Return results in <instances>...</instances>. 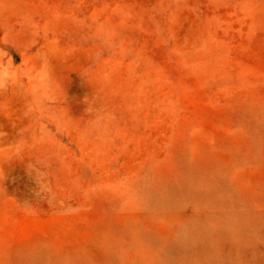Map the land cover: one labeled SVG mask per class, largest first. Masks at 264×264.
I'll use <instances>...</instances> for the list:
<instances>
[{
    "label": "rangeland",
    "instance_id": "374dc122",
    "mask_svg": "<svg viewBox=\"0 0 264 264\" xmlns=\"http://www.w3.org/2000/svg\"><path fill=\"white\" fill-rule=\"evenodd\" d=\"M1 66L0 264H264V0H0Z\"/></svg>",
    "mask_w": 264,
    "mask_h": 264
},
{
    "label": "bare ground",
    "instance_id": "6f19581e",
    "mask_svg": "<svg viewBox=\"0 0 264 264\" xmlns=\"http://www.w3.org/2000/svg\"><path fill=\"white\" fill-rule=\"evenodd\" d=\"M33 59V58H32ZM2 64V63H1ZM31 64V63H30ZM36 67L35 63L34 66L31 64V68H28V70H25L27 74H29L30 78L37 77V72L36 70L38 68ZM0 83H3L4 87L0 88V99L7 100L6 102V108L8 111H12V114L10 117L14 121L16 116L18 115L17 111H23V109L29 107L30 105V100L26 98L24 92L21 89V76L19 75V72L15 69H11L9 66H1L0 67ZM32 86L35 87V85L32 82ZM24 91L27 95L29 94L28 88ZM35 101L37 103H40L39 97ZM22 109V110H21ZM1 118V117H0ZM11 120V121H12ZM7 122V121H4ZM0 131H2V134H6V136L9 135L10 132L13 131V126H9L7 124H4L2 120H0ZM3 139V138H2ZM37 142L39 143H45L46 140L45 138L38 137ZM27 145V143H25ZM2 153V152H1ZM143 173V172H142ZM187 197L183 196L182 198ZM203 207H206V205L203 204ZM177 213L179 216H182L185 214L186 209L180 208L179 206L177 207ZM200 214H204V212H201ZM256 253L259 252V248H256L254 252ZM254 252L249 253V250H242V256L243 258H247L248 255L254 256ZM262 262L264 263V257H262ZM225 264H231L230 262H225Z\"/></svg>",
    "mask_w": 264,
    "mask_h": 264
}]
</instances>
